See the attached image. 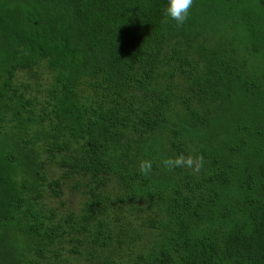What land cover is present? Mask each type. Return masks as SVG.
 I'll return each mask as SVG.
<instances>
[{
  "label": "trees",
  "instance_id": "16d2710c",
  "mask_svg": "<svg viewBox=\"0 0 264 264\" xmlns=\"http://www.w3.org/2000/svg\"><path fill=\"white\" fill-rule=\"evenodd\" d=\"M166 6L0 0V264H264V0Z\"/></svg>",
  "mask_w": 264,
  "mask_h": 264
},
{
  "label": "clouds",
  "instance_id": "9594fccd",
  "mask_svg": "<svg viewBox=\"0 0 264 264\" xmlns=\"http://www.w3.org/2000/svg\"><path fill=\"white\" fill-rule=\"evenodd\" d=\"M193 2L194 0H167L165 14L175 21L177 25H182L189 17V11L193 6ZM161 163L169 170L177 167L199 170L203 165V156L178 155L174 158H166ZM139 168L143 174H147L152 168V162L144 160L140 163Z\"/></svg>",
  "mask_w": 264,
  "mask_h": 264
}]
</instances>
